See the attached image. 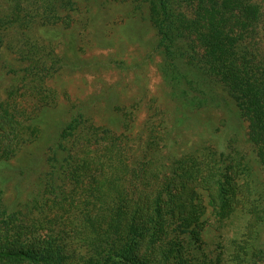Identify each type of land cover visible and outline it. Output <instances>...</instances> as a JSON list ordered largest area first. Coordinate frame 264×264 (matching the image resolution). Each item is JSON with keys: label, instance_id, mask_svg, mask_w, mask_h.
<instances>
[{"label": "trees", "instance_id": "16d2710c", "mask_svg": "<svg viewBox=\"0 0 264 264\" xmlns=\"http://www.w3.org/2000/svg\"><path fill=\"white\" fill-rule=\"evenodd\" d=\"M0 2L12 10L0 13V264H264V0H130L147 8L156 31L176 123L218 105L219 86L248 121L253 156L245 176L234 171L226 180L231 191H222L224 207L213 200L215 163L207 159V147L192 148L180 167L169 164L167 152L180 132L165 125L158 134L162 150L134 163L122 154L124 141H113V130L93 126L76 106L46 151L36 192L22 200L32 164L28 155L17 158L18 167L12 159L42 137L43 110L54 108L47 80L61 63L39 29L55 22L58 0ZM11 19L14 30L5 27ZM5 52L16 56L19 67ZM10 78L22 80L44 104L32 111L17 108V96L26 90L9 85ZM126 116L122 123L129 128ZM102 132L116 148L113 156L88 153L89 142L103 138ZM141 138L135 141L145 152L149 144ZM124 164L131 173L121 170ZM9 169L21 185L13 198L6 186ZM243 196L253 207L247 212L238 208ZM67 208L70 223L63 218ZM49 210L56 215H42ZM208 227L209 253L201 238Z\"/></svg>", "mask_w": 264, "mask_h": 264}, {"label": "rangeland", "instance_id": "374dc122", "mask_svg": "<svg viewBox=\"0 0 264 264\" xmlns=\"http://www.w3.org/2000/svg\"><path fill=\"white\" fill-rule=\"evenodd\" d=\"M10 10L8 5L2 6L0 2V13H11ZM56 16L54 23L43 24L39 29L43 44L53 48L61 63L47 80L53 93L54 108L43 110L42 137L12 159L13 166L18 167L21 161L17 158L21 156L23 159L28 155L32 164L29 169L26 167L29 176L22 181L21 199L36 192L39 178L47 168L46 151L54 142L59 126L69 120L76 106L92 120L93 126H107L115 133L125 134L127 137L112 133L113 141H124L126 149L122 150V154L134 163L145 155L152 157V154L155 156L162 150L164 140L158 141V134L165 133V125L175 133L180 132L178 142L167 152L169 164L180 167L192 148L207 147V159H211V164L215 163L210 179L215 192L213 200L224 207L226 198L222 191H231V183L228 182L232 181L234 171L245 176L249 157L253 156L247 135L248 121L239 117L234 100L219 86L216 90L220 99L218 105H208L201 113L193 114L191 119L185 118L181 124L176 123L171 84L167 83L159 69L161 55L156 44L157 35L145 6L139 7L130 0H58ZM15 26L12 19L5 24L10 30H14ZM5 53L7 59L19 67L16 56ZM9 81V85L20 83L26 90L20 91L22 95L17 96V108L32 111L35 105L44 104L22 80L14 82L10 78ZM124 116L131 123L129 128L122 123ZM104 133H101L103 138L89 142V154L114 155L116 148L106 144ZM150 134L154 136L148 141ZM139 136L142 137L141 142L149 144L145 152L139 147L142 143L135 141H139ZM253 164L255 169H261L258 162ZM185 165L182 163L181 168ZM121 170L126 175L131 173L125 164ZM8 176L7 193L13 198L20 190L17 188L21 186L20 182L15 180L19 176L12 169H9ZM212 176L219 181L224 180V184L219 185ZM237 182V187L243 189L244 181L239 178ZM238 208L247 212V208L253 207L243 196L238 201ZM60 210L58 207L56 212ZM49 212L42 215H56L55 211ZM67 213L63 218L70 223L72 211L67 208ZM58 222L56 218L54 224ZM210 231L208 227L201 237L202 248L208 253ZM234 232L231 241L236 235ZM230 234L226 233L225 237Z\"/></svg>", "mask_w": 264, "mask_h": 264}]
</instances>
